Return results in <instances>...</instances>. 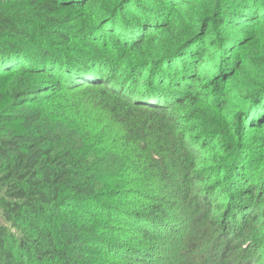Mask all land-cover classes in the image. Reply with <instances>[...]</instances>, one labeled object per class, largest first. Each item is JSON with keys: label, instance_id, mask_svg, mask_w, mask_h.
<instances>
[{"label": "trees", "instance_id": "obj_1", "mask_svg": "<svg viewBox=\"0 0 264 264\" xmlns=\"http://www.w3.org/2000/svg\"><path fill=\"white\" fill-rule=\"evenodd\" d=\"M0 264H264V0H0Z\"/></svg>", "mask_w": 264, "mask_h": 264}, {"label": "rangeland", "instance_id": "obj_2", "mask_svg": "<svg viewBox=\"0 0 264 264\" xmlns=\"http://www.w3.org/2000/svg\"><path fill=\"white\" fill-rule=\"evenodd\" d=\"M209 51L211 52V50H209ZM223 196H227V197H228V193L225 192V193L223 194ZM223 199H226V197H223Z\"/></svg>", "mask_w": 264, "mask_h": 264}]
</instances>
